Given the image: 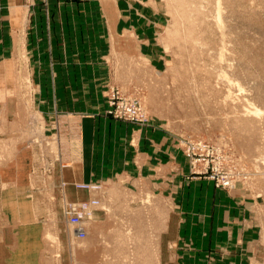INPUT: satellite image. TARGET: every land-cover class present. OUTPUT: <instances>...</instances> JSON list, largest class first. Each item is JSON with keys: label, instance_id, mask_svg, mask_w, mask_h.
<instances>
[{"label": "rangeland", "instance_id": "obj_1", "mask_svg": "<svg viewBox=\"0 0 264 264\" xmlns=\"http://www.w3.org/2000/svg\"><path fill=\"white\" fill-rule=\"evenodd\" d=\"M120 1L132 26H116V41L130 43L110 58L108 114L116 118L113 96L121 107L126 99L142 120L116 119L173 140L178 185L165 177L161 192L132 191L102 182L97 192L84 190V200H67L60 170L74 158L76 139L66 145L49 112L33 107L20 64L19 90L0 91V264H161L159 237L176 193L186 217L208 213L213 201L220 228L239 226L246 246L216 257L218 264H264V0ZM92 199L78 236L68 207ZM182 231L173 250L164 238L162 264L216 261L197 254L198 231Z\"/></svg>", "mask_w": 264, "mask_h": 264}, {"label": "crops", "instance_id": "obj_2", "mask_svg": "<svg viewBox=\"0 0 264 264\" xmlns=\"http://www.w3.org/2000/svg\"><path fill=\"white\" fill-rule=\"evenodd\" d=\"M122 7L120 0H0V91L19 90V67L25 64L33 107L49 112L47 120L58 127L66 145L76 139L74 158L60 170L69 201L86 198L87 193L76 188L80 183L119 184L132 191L148 186L161 192L166 177L178 185L173 140L164 143L156 128L108 114L107 93L114 84L110 58L130 43L115 39L116 26H132ZM64 119L74 125L67 127ZM63 153L67 156L66 148ZM177 199L176 193L167 231L159 237L161 264L164 238L169 250L177 248L185 240L182 227L198 231L195 249L203 257H221L246 246L239 242L238 225L235 230L219 227L213 201L208 213L195 211L186 217Z\"/></svg>", "mask_w": 264, "mask_h": 264}, {"label": "built area", "instance_id": "obj_3", "mask_svg": "<svg viewBox=\"0 0 264 264\" xmlns=\"http://www.w3.org/2000/svg\"><path fill=\"white\" fill-rule=\"evenodd\" d=\"M127 104L124 106H119L116 103V96H113L111 99L112 109L109 111L110 114L115 116L116 118L126 119L129 121L140 122L142 120V114L140 110L136 106H131L129 101L126 100ZM133 101V100H132ZM101 183H80L76 185L77 189L80 190H88L90 192H97L102 188ZM98 202L95 199L91 201H80L71 203L67 210V219L71 226L74 227V231L78 236L85 235V224L89 220H91V215L94 211V206Z\"/></svg>", "mask_w": 264, "mask_h": 264}, {"label": "bare ground", "instance_id": "obj_4", "mask_svg": "<svg viewBox=\"0 0 264 264\" xmlns=\"http://www.w3.org/2000/svg\"><path fill=\"white\" fill-rule=\"evenodd\" d=\"M218 1H219V0H218ZM218 1H217V3L219 4L220 1H219V2H218ZM219 5H220V4H219ZM220 8H221V7H220ZM221 10H222V9H221ZM218 11H219V9H218ZM217 14H218V16H220V13H219V12H217ZM221 15H222V13H221ZM216 16H217V15H216ZM223 16H224V15H223ZM218 18L220 19V17H218ZM213 20H214V18H213ZM217 20H218V19H217ZM217 20H216V21H217ZM223 20H224V19H223ZM214 21H215V20H214ZM219 21H220V20H218V22H219ZM211 23H212V22H211ZM216 23H217V22H216ZM222 23H223V22H222ZM217 24H218V23H217ZM219 24H220V22H219ZM219 24H218V25H219ZM214 25H215V24H214ZM216 26H217V25H216ZM220 26H221V25H220ZM221 27H222V26H221ZM226 27H227V26H226ZM220 29H221V28H220ZM221 31H222V30H221ZM222 37H223V36H222ZM222 39H223V38H222ZM222 42H223V41H222ZM193 43H195V41H194ZM220 73H221V72H220ZM226 74H227V73H225V75L223 74V72L221 73L222 77H223V76H224V77H225V76L228 77V75H226ZM210 77H211V76H210ZM224 77L222 78V80L225 79ZM225 80H227V78H226ZM223 81H224V80H223ZM259 96H260V95H259ZM248 109H249V108H248ZM259 110H260V109H259ZM245 111H246V112L249 111L248 113H249L250 115H252V114H256V113L259 114V115L261 114V113H259L260 111H258V109H254V110H251V109H250V110H245ZM252 111H253V112H252ZM259 115H258V116H259ZM261 115H262V114H261ZM245 116H246V115H245ZM249 119H250V118H249ZM252 119H253V118H252ZM254 122H255V121H254ZM251 123H252V122H251ZM32 124H33V123H32ZM249 124H250V121H249Z\"/></svg>", "mask_w": 264, "mask_h": 264}]
</instances>
